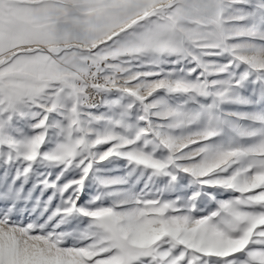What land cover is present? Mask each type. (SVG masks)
I'll return each instance as SVG.
<instances>
[{
	"label": "snow or ice",
	"instance_id": "1",
	"mask_svg": "<svg viewBox=\"0 0 264 264\" xmlns=\"http://www.w3.org/2000/svg\"><path fill=\"white\" fill-rule=\"evenodd\" d=\"M0 264H264V0H0Z\"/></svg>",
	"mask_w": 264,
	"mask_h": 264
}]
</instances>
